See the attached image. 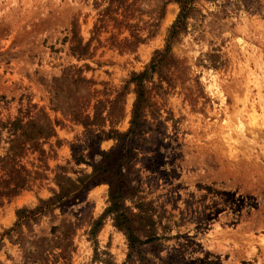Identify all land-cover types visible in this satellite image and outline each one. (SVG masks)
Returning a JSON list of instances; mask_svg holds the SVG:
<instances>
[{"label":"rangeland","instance_id":"374dc122","mask_svg":"<svg viewBox=\"0 0 264 264\" xmlns=\"http://www.w3.org/2000/svg\"><path fill=\"white\" fill-rule=\"evenodd\" d=\"M180 1L0 0V264H264V0Z\"/></svg>","mask_w":264,"mask_h":264},{"label":"trees","instance_id":"16d2710c","mask_svg":"<svg viewBox=\"0 0 264 264\" xmlns=\"http://www.w3.org/2000/svg\"><path fill=\"white\" fill-rule=\"evenodd\" d=\"M179 3L181 4L180 13H179V16H178L175 24L172 27L171 35H170L171 39L176 34V32L178 31L180 25L186 19L189 12L192 10V0H183V1H180ZM169 52H170V46L167 45L165 47L164 52H163V56H161V57H163V58L166 57L169 54ZM163 58L154 60L153 62L150 63V65L148 66L146 71H143L142 73L135 75L131 79L132 82L136 83V87L138 89V99H139L138 102H141V99L143 98V88H142L143 85H142V83H143L144 78L147 76V72L153 71L162 62ZM135 118H136V115H135ZM133 124H134V121H133ZM127 237H128V240H129L131 246H134V244L136 242H138L135 239V237L129 231L127 233Z\"/></svg>","mask_w":264,"mask_h":264},{"label":"bare ground","instance_id":"6f19581e","mask_svg":"<svg viewBox=\"0 0 264 264\" xmlns=\"http://www.w3.org/2000/svg\"><path fill=\"white\" fill-rule=\"evenodd\" d=\"M254 115H255V114H253V117L255 118L256 116H254ZM254 118H253V119H254ZM255 122H257V120H256ZM255 124H256V123H255ZM257 125H258V124H257Z\"/></svg>","mask_w":264,"mask_h":264}]
</instances>
